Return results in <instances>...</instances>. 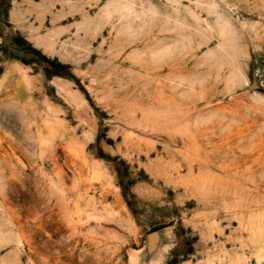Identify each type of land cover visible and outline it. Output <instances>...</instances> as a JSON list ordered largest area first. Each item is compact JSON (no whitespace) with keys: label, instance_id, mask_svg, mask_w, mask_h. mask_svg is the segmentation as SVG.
I'll return each mask as SVG.
<instances>
[{"label":"rangeland","instance_id":"374dc122","mask_svg":"<svg viewBox=\"0 0 264 264\" xmlns=\"http://www.w3.org/2000/svg\"><path fill=\"white\" fill-rule=\"evenodd\" d=\"M0 264H264V0H0Z\"/></svg>","mask_w":264,"mask_h":264}]
</instances>
